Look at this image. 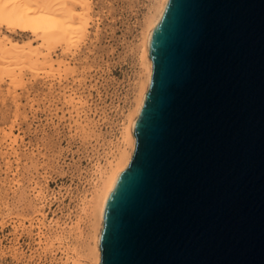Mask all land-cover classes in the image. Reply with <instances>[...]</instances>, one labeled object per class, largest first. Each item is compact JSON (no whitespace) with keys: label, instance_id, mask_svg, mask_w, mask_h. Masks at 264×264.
I'll return each mask as SVG.
<instances>
[{"label":"water","instance_id":"95a60500","mask_svg":"<svg viewBox=\"0 0 264 264\" xmlns=\"http://www.w3.org/2000/svg\"><path fill=\"white\" fill-rule=\"evenodd\" d=\"M100 264H264V0H168Z\"/></svg>","mask_w":264,"mask_h":264},{"label":"bare ground","instance_id":"6f19581e","mask_svg":"<svg viewBox=\"0 0 264 264\" xmlns=\"http://www.w3.org/2000/svg\"><path fill=\"white\" fill-rule=\"evenodd\" d=\"M167 2L151 0L143 19L137 51L140 81H136L135 102L125 123L122 122L120 136L113 141L102 133L106 114L91 102L92 91L96 88L88 84L90 76H84L89 73L84 67L86 61L79 58L88 42L90 27L95 26L96 32L100 28L99 20L93 17V0H0V98L9 100L19 110L21 94L18 91L26 90L30 79L39 80L48 90L44 104L51 119L55 117L58 123H66L74 136H88L96 141L86 156L90 168H77L80 180L84 173L89 176L83 184L90 187L82 191L75 188L76 195L73 187L65 188V193L77 201L78 210L73 217L72 211L64 214L60 207L65 193L50 192L46 182L42 184L34 177H24V166L28 160L36 158L37 153L28 148L24 135L16 126H0V192H4L2 196L9 191L21 192L27 203L25 209L22 208L24 214L20 212L21 215L14 216L7 210L4 199L0 202V229L9 227L14 237L12 244L1 253L10 256L15 264L34 261L37 264L45 261L50 264H100L99 244L106 204L119 174L128 166L135 150L133 132L152 73L149 51ZM2 24L28 30L33 37L14 38L2 31ZM30 105L33 109V100ZM54 204L58 209L50 211ZM89 221L91 234L87 235L85 228ZM23 236L35 242L29 253L20 244ZM80 238L85 239L83 256L75 248L74 240Z\"/></svg>","mask_w":264,"mask_h":264},{"label":"rangeland","instance_id":"374dc122","mask_svg":"<svg viewBox=\"0 0 264 264\" xmlns=\"http://www.w3.org/2000/svg\"><path fill=\"white\" fill-rule=\"evenodd\" d=\"M150 2L151 0H93V17L99 20L100 28L96 32L95 26L90 27L88 42L82 48L79 58L86 61L84 67L89 73L84 76H90L88 84L95 85L96 88L92 91L91 102L93 106L97 105L100 112L106 114V123L101 126L102 133L113 141L120 136L119 131L135 102L138 85L136 81H140L137 78L140 71L137 51L142 35L141 26ZM2 27V31L17 39L33 37L28 30L6 27L5 24ZM30 81L27 82L26 90L18 91L21 94L19 110L9 100L0 98V126H16L24 135L28 148L37 153V157L28 160L24 166L25 178L34 177L42 184L46 182L50 192L60 190L65 193V188L71 186L76 195L75 188L82 191L84 187H90L83 184L89 176L84 173L80 180L77 168H90V160L86 156L96 141L88 136H74L69 132L66 123H58L55 117L51 119L44 104L48 90L39 80ZM31 100L35 104L33 109L30 108ZM1 163L0 160V167ZM2 193L4 192H0L1 196L4 195ZM20 193L13 194L9 191L8 196H0V202L7 203V210L11 211L9 213L13 212L14 216L21 215L20 212L24 214L23 209L27 205ZM9 204L12 207L10 209ZM60 207L64 214L72 211L73 217L78 210L77 201L66 193ZM55 209H58L57 204L52 205L50 211ZM86 225V234L89 235L91 221ZM13 239L9 227L0 229V264H15L10 256L1 253L12 244ZM84 240H74L75 248L82 256ZM20 244L26 253L35 247V242L27 236L20 238ZM31 264L37 263L34 261ZM42 264L50 263L45 261Z\"/></svg>","mask_w":264,"mask_h":264}]
</instances>
